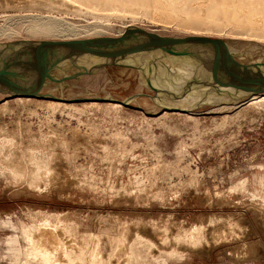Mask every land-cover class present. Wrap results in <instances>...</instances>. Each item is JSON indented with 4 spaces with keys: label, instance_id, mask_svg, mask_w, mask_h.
I'll use <instances>...</instances> for the list:
<instances>
[{
    "label": "rangeland",
    "instance_id": "rangeland-1",
    "mask_svg": "<svg viewBox=\"0 0 264 264\" xmlns=\"http://www.w3.org/2000/svg\"><path fill=\"white\" fill-rule=\"evenodd\" d=\"M7 1L0 0V43L120 37L133 26L161 36L234 39L241 52L264 46V0ZM196 1L206 5L204 14ZM235 1L241 15L232 17L252 25L249 31L222 22L223 5ZM145 83L138 70L111 66L72 82L74 89L36 91L125 100L153 94ZM52 101L66 103L0 90V264H39L26 256L24 229L45 222L70 244H85L86 261L104 235L105 264H264V102L184 114L163 113L148 98L119 109L83 101L56 111L47 107ZM90 103L98 106H84ZM38 146L31 164L23 154ZM5 159L28 172L15 178ZM48 165L52 175L38 178L39 190L31 169ZM195 226L206 232L200 245L175 239ZM125 227L127 240L118 245Z\"/></svg>",
    "mask_w": 264,
    "mask_h": 264
},
{
    "label": "water",
    "instance_id": "water-1",
    "mask_svg": "<svg viewBox=\"0 0 264 264\" xmlns=\"http://www.w3.org/2000/svg\"><path fill=\"white\" fill-rule=\"evenodd\" d=\"M240 43L205 36H161L133 26L120 37L0 43V90L27 91L36 98L66 103L111 102L124 107L148 98L163 113L192 114L200 109L238 106L264 94V46L241 52ZM225 45L238 49L229 52ZM111 66L138 70L153 94L140 92L125 100L64 99L36 91L53 84L62 90L74 89L72 82ZM191 98L197 100L188 104Z\"/></svg>",
    "mask_w": 264,
    "mask_h": 264
},
{
    "label": "bare ground",
    "instance_id": "bare-ground-1",
    "mask_svg": "<svg viewBox=\"0 0 264 264\" xmlns=\"http://www.w3.org/2000/svg\"><path fill=\"white\" fill-rule=\"evenodd\" d=\"M7 1V0H6ZM81 1H85L87 2H92L95 4H99L102 5L103 1L101 0H81ZM114 3H117L118 0H112ZM111 1V2H112ZM227 1V0H226ZM8 2V1H7ZM12 2V1H10ZM14 2V0H13ZM12 2V3H13ZM110 2V3H111ZM112 2V4H113ZM120 2V1H119ZM102 3V4H100ZM125 3V2H124ZM175 3V1H174ZM173 3V4H174ZM177 3V1H176ZM197 3V9L201 14H204V8L205 6L200 4L198 1H196ZM234 3V2H233ZM118 4V3H117ZM120 4V3H119ZM229 4V3H228ZM228 4H224L223 8L221 10V14L222 17L224 18L221 19L223 20L222 22L228 21V23H230V25H228L230 28H239V30H247L250 29L252 25L248 24H241L239 22H237L234 18L232 17L234 14L239 17L241 15V11H239V8H237L240 3L239 1H235L234 5L232 6V4H230L231 6H229ZM124 5V4H123ZM129 5V4H127ZM126 5V6H127ZM95 6V5H94ZM116 6V5H115ZM132 6V5H131ZM134 6V5H133ZM98 7V6H97ZM101 7V6H100ZM125 7V6H124ZM118 8V7H117ZM120 8V7H119ZM235 11V12H234ZM244 13V12H243ZM219 16V15H218ZM246 18V17H245ZM254 22V21H253ZM248 23V22H247ZM254 25V24H253ZM256 25V24H255ZM227 27V26H226ZM255 27V26H254ZM252 29V28H251ZM264 29V28H263ZM256 30V29H255ZM253 31V30H251ZM250 31V32H251ZM258 31V30H257ZM262 31V30H261ZM258 31V32H261ZM264 31V30H263ZM262 31V33H263ZM246 38V37H245ZM240 39V38H239ZM247 39V38H246ZM229 40V39H228ZM234 40V39H233ZM244 40V39H243ZM253 40V39H252ZM235 41V40H234ZM237 41V40H236ZM248 42V41H247ZM246 42V43H247ZM252 42V41H251ZM260 43V42H259ZM225 49L229 52H231L232 50L235 51L238 48L236 46L234 47H230V46H226L225 45ZM264 95V94H263ZM261 96V95H259ZM256 97V96H255ZM197 99H190L188 100V104H192L193 102H195ZM249 102L251 104H258V103H262L264 102V97H257V98H251L249 100ZM48 105L47 107L50 109H53L56 111V109H60V108H75V105H70V104H66V103H60V102H47ZM7 104V103H6ZM84 106H98V103H90V104H84ZM108 107L111 108H115V109H119L122 107V105L120 104H107ZM19 125V129H20V124ZM16 127V126H15ZM5 130V129H4ZM73 132L75 134H79L78 130H73ZM13 138V137H12ZM41 145V144H40ZM44 145V144H42ZM41 145V146H42ZM13 146V145H12ZM41 146L38 147H30L26 150V153L23 154V156L26 154L28 155L30 158H28V160L30 161L31 164H35L36 161V157L34 154H36V150L40 149ZM39 152V151H38ZM11 156V155H10ZM12 157V156H11ZM10 157V159H12ZM9 160V159H8ZM4 161L6 165H8L9 163L7 162V160L5 159ZM22 161V160H21ZM10 162V160H9ZM34 167V166H33ZM10 172H12V174L14 175L15 178H19V177H23L26 175V172H28V166H23V164L19 161H15V164H13V160L11 162V164H9L6 167ZM263 170V168H262ZM52 171L53 169L48 165L46 166V168H42V167H35L31 169V185L33 186V184H37V180L38 178H40L41 175H45V176H50L52 175ZM31 181V180H30ZM248 180H244L242 181L239 185L241 186V190H245L246 186H247ZM37 189L39 188V190H41L40 185H36L35 186ZM239 187H233L232 190L234 189H238ZM247 190V189H246ZM233 192V191H232ZM235 192V191H234ZM253 196L255 197L256 195L253 194ZM252 196V197H253ZM251 197V198H252ZM261 198V197H260ZM261 199H263L264 201V197H262ZM60 216V215H59ZM58 221V220H57ZM42 223V222H41ZM58 224L62 225L63 228L62 231L67 232L68 229L66 227V225L63 223L62 221L58 222ZM125 226V225H124ZM25 227V226H24ZM58 230H59V226L57 225H52L48 222H45L44 224L41 225H30L29 227H26L24 229V237L26 240V244L28 246L27 249V254L26 256L36 262H38L39 264H105V261L102 259L103 257H101V246H100V240H103L101 237L99 238V240H97L96 242V246L95 248L90 252H88L89 257L88 260H85V255H86V251H87V247L85 246V244H81L78 241L72 242V244H70L68 241H66L64 238H62L59 234H58ZM71 230V229H70ZM183 230V229H182ZM182 230L180 232H182ZM124 231V230H123ZM122 231V232H123ZM169 231V230H168ZM121 232V231H120ZM61 233V232H60ZM75 233V232H74ZM123 234V233H122ZM178 234V233H177ZM218 234V233H217ZM223 234V233H222ZM93 235V234H92ZM98 235V234H97ZM221 235V234H220ZM224 235V234H223ZM222 235V236H223ZM87 236V235H86ZM96 237V235H94ZM209 236V235H208ZM112 236L107 237V242H109V240L111 239ZM126 237H127V231H126V227H125V232L123 234L122 237H117L115 240L118 242V245H123V243L126 242ZM175 237V236H174ZM225 237V236H224ZM69 238V237H68ZM168 239V238H167ZM178 242L183 240L188 242V244H191L193 246H198L200 245L203 241H206V232L205 229L202 226H195L193 227L190 231L185 230L183 235H178L177 238H175ZM209 239V238H208ZM73 241V240H72ZM85 241V240H83ZM145 241V240H144ZM153 241V240H152ZM164 241V240H163ZM142 242V240H141ZM150 242V241H148ZM168 242V241H167ZM115 243V242H114ZM183 243V242H182ZM69 244V245H68ZM104 248L107 247V244L104 241ZM153 244V243H152ZM151 244V245H152ZM204 245V243H203ZM207 245V244H206ZM116 247V245H115ZM120 247V246H118ZM165 247V246H164ZM131 248V247H130ZM115 250V249H114ZM112 250V251H114ZM118 250V249H117ZM134 250V249H133ZM172 250V249H171ZM103 251V250H102ZM168 252V251H167ZM111 253V252H110ZM116 253V250H115ZM180 253V252H179ZM171 255L176 254V250H174L173 252L170 253ZM20 256V255H19ZM18 256V257H19ZM181 256V255H180ZM19 258L16 259L15 263L18 262ZM119 263V262H118ZM19 264V263H17ZM26 264H30V263H26ZM110 264V261L109 263Z\"/></svg>",
    "mask_w": 264,
    "mask_h": 264
}]
</instances>
